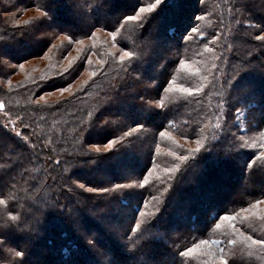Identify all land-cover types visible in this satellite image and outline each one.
I'll return each instance as SVG.
<instances>
[{"label":"trees","instance_id":"obj_1","mask_svg":"<svg viewBox=\"0 0 264 264\" xmlns=\"http://www.w3.org/2000/svg\"><path fill=\"white\" fill-rule=\"evenodd\" d=\"M155 3L0 0V264H264V0Z\"/></svg>","mask_w":264,"mask_h":264},{"label":"rangeland","instance_id":"obj_2","mask_svg":"<svg viewBox=\"0 0 264 264\" xmlns=\"http://www.w3.org/2000/svg\"><path fill=\"white\" fill-rule=\"evenodd\" d=\"M33 63V61H32ZM29 65V63H28ZM40 65V64H39ZM2 107V104L0 103V108ZM236 122L238 123V125H240L241 127V130L242 131H245L246 129V110L245 109H241V110H238L237 113H236ZM264 141V140H263ZM100 149H104V150H107L109 149V145L107 146H102ZM140 204H135V208H134V212H136L139 207ZM147 210L149 208V206L146 207ZM142 213V212H141ZM140 213V214H141ZM143 214V213H142ZM150 214H146L145 217L149 216ZM137 216L136 213H133L131 214L130 213V216H129V219H132V218H135ZM151 217V215L149 216ZM149 217L147 219H149ZM135 222V221H134ZM140 222V221H138ZM112 224V223H111ZM136 225H139V223H137ZM115 225H111L108 224V227L109 229L113 230L114 233H116L117 235H119V231L118 229L116 228V226L114 227ZM106 227V226H105ZM139 226H135V228H138ZM121 236V235H120ZM204 244L201 246L202 249L206 250L207 252H210L212 253L213 255H217V256H220L223 252V247H224V243H223V240L222 239H217V238H212L210 239L208 242H203ZM125 244L126 245H129V243L127 241H125ZM98 250V249H97ZM152 262H154V260H151Z\"/></svg>","mask_w":264,"mask_h":264},{"label":"snow or ice","instance_id":"obj_3","mask_svg":"<svg viewBox=\"0 0 264 264\" xmlns=\"http://www.w3.org/2000/svg\"><path fill=\"white\" fill-rule=\"evenodd\" d=\"M160 2H161V0H156V3H155V4L149 5L148 8H141V9H140V12L143 13V12H145V11H151V10H152L153 8H155ZM127 19L138 20L139 17H138V16H131V17H127ZM112 35H113V37H115L116 33L113 32ZM132 55H133V53H131V52H125V53H124V56H128V57H131ZM124 56H121V59H122V60L124 59ZM162 135H163V133H162ZM109 147H111V143L109 144ZM180 159L183 160V159H186V157H183V156H182V157H180ZM144 183H147V180H145ZM81 187H83V186H81ZM118 187H120V186H118ZM89 191H92V189H89ZM104 191H107V190L105 189ZM255 243H258V244L264 245V240H257V241H255ZM15 255L19 257V256H22V253H21V252H16Z\"/></svg>","mask_w":264,"mask_h":264}]
</instances>
